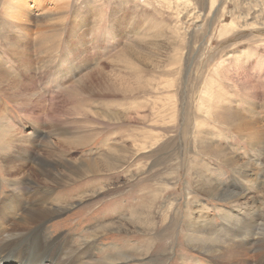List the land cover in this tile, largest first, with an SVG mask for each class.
I'll return each mask as SVG.
<instances>
[{"label": "rangeland", "instance_id": "rangeland-1", "mask_svg": "<svg viewBox=\"0 0 264 264\" xmlns=\"http://www.w3.org/2000/svg\"><path fill=\"white\" fill-rule=\"evenodd\" d=\"M5 1L15 0H0V61L9 73H0V87L19 86L13 101L0 88V113L13 126L0 129V159L20 131L35 156H123L113 169L54 188L49 236L94 242L104 264H238L197 249L210 237L190 223L203 218L223 235L238 232V221L264 222V136L250 144L219 118L240 113L264 135V0H191L183 10L162 0H25L34 15L23 31ZM20 33L23 58L13 51ZM69 57L71 72H55ZM214 145L235 162L214 156ZM3 174L1 196L20 186ZM207 181L242 197L223 200ZM102 223L106 233L93 237ZM257 251L246 252L250 264H263Z\"/></svg>", "mask_w": 264, "mask_h": 264}, {"label": "bare ground", "instance_id": "bare-ground-1", "mask_svg": "<svg viewBox=\"0 0 264 264\" xmlns=\"http://www.w3.org/2000/svg\"><path fill=\"white\" fill-rule=\"evenodd\" d=\"M162 1H166L168 7H180L182 10L187 9L188 7L190 8L191 5V0H162ZM212 1L213 0H211V2ZM5 4L7 6V9L14 14L15 24L17 26H20V28H22L21 31H23L27 26V24L30 23V21H32L34 15L27 6V4L25 3V0L24 1L15 0L12 3L6 2ZM60 12L62 11L60 10ZM56 14L59 15V13L54 12V15L50 16V18L48 19L51 22L59 21V17ZM115 21L116 20H113V24H116ZM118 23L116 25L119 26ZM78 24L79 22L74 24V26L76 27L78 26ZM134 31H135V26L134 25L132 26L131 24L130 32H134ZM23 39H25V36H23L20 33V36L16 40V43L13 44L15 48L13 51L19 58H23L26 52L25 49H27V47L24 46V43L22 42ZM75 45L77 46V44ZM72 50H74V48H72ZM131 57L137 60L138 56L136 57L135 55L132 54ZM53 58H55V56ZM75 58H77V56H75ZM74 60H75L74 58L73 60L70 59V62L67 63V66L66 67L64 66L65 68L55 69L54 71L62 76H66L75 67L73 65L74 64L73 62H75L76 60L75 61ZM84 61L85 60L80 62L83 64ZM23 67L25 69L27 68V64L25 62L23 64ZM0 73L2 78L5 77V76L3 77L4 73L9 74L5 61H3V63L0 61ZM241 73H243V71ZM84 76L85 78H88L87 77L88 73H85ZM241 81H243V79ZM9 82L11 86L8 84L9 87L6 88L0 87V88L2 92L7 94V96L10 97L12 100L14 99L13 97H16V90L18 89L17 87L19 86L18 85L19 81L14 80ZM83 88L89 89L88 86L85 85V83H83ZM136 88L133 87V89ZM229 112L223 113L222 115L219 114L220 115L219 118L221 120L223 119V121L226 122L227 124L229 123L230 127L232 126L234 128L233 129L234 132L238 133L239 135H243V137H245L246 140L250 142V144H257L262 141V137L264 135L261 134L260 127L256 123H253L251 119L243 117L240 113H235L232 116L231 115L232 113L230 114ZM3 124L5 126H8L10 129H13L12 124L9 123L8 119H6V117L4 116V114H2L1 111L0 129H2ZM20 132H18L16 141L18 140L19 141L16 142L17 145L13 150V153L9 152L0 159V164L2 165V168H0V170L2 173H4L3 176H5V178H8V180L15 182V184L20 185L19 188L10 190L8 194H3L1 196V192H0V264H104V262H101L102 260L98 259L95 255L92 254V251L94 250V246H95L94 242L86 240L81 244L77 245L71 242L70 236H66L65 234L64 235L59 234L57 236L50 237L49 236L50 233L48 231L49 226L47 225V223H45L44 220L47 217L49 218L51 216V213L56 212V210H50L49 208H46V206L52 200L53 191H55L54 188H56V186L60 185L61 183H73L79 181L83 177L87 178V176L91 174L93 175L95 173H100L102 171L115 168L116 165L119 164L121 160L120 158L121 150L116 151L118 153L116 159L113 158V154L111 155V153L105 155L104 157L101 155L103 158L102 159L100 158V160L95 159L97 161L91 159L92 161L87 160L85 162H79V163H74L67 160L48 159L46 156H43L39 153L37 156H35L34 155L35 152H33V148H32L33 143L30 140V138H28L30 136L26 134H21L23 132L21 133ZM13 138H14V134H13ZM209 147L210 148L208 150H210L211 148L213 149L212 153L214 154V156L219 157L221 159L228 158L227 159L228 163H232L233 161L235 162L233 158L228 157L226 155L227 152L225 153L222 149H220V146L218 147L217 145H214ZM246 171L247 170H244V172ZM205 185L210 186L211 191L209 192L215 193L214 191H217L216 193L218 194L226 193L220 195L223 196V198H221L223 200H228L232 202V201H237L242 197L241 193L238 194L235 192H230L227 190V188L224 189L225 191L220 190L217 183L214 184L212 182L209 183L207 181L203 184L204 188ZM75 188L77 187L75 186ZM28 199L31 200L27 205ZM197 220L195 219L194 222L192 221V223H190L191 229L194 231L196 230V232L200 234L203 233L204 235L210 237L208 242H202V244L198 246L197 249H201L203 251L208 252L217 260H223L226 261L227 263H230L232 261H234L235 263L236 261L238 264H250V262L246 259V255H247L246 252H250V250L252 249L258 250L256 255L264 256V230L262 231L261 229H259V231L256 232L257 228L261 227L262 225L264 226V222L244 224V222L242 223L238 221L240 226L237 229L238 232H235L234 230H231L227 227L229 229V231H227L228 233L222 235L220 231L216 229V227L212 226L211 223H209V221L207 222V220H203V218L201 220L199 219L200 221ZM116 224H118L117 226L120 228V230L122 229L128 230L129 227L136 226L135 223H116ZM106 226L107 223H102L98 229L92 231L91 233L92 236L94 237L96 235H101V233L105 234L107 231ZM221 236L225 239L224 241L221 238ZM215 238L217 239L219 238L218 239L219 242H216V244L214 242L212 243V240H215ZM114 258L115 257H113V259ZM262 263L264 264V261H262Z\"/></svg>", "mask_w": 264, "mask_h": 264}]
</instances>
